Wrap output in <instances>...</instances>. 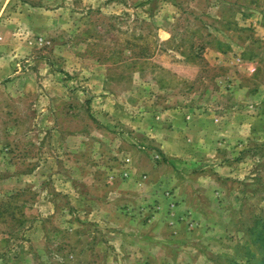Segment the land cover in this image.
<instances>
[{
    "label": "rangeland",
    "instance_id": "rangeland-1",
    "mask_svg": "<svg viewBox=\"0 0 264 264\" xmlns=\"http://www.w3.org/2000/svg\"><path fill=\"white\" fill-rule=\"evenodd\" d=\"M111 163L196 165L170 243ZM0 264H264V0H0Z\"/></svg>",
    "mask_w": 264,
    "mask_h": 264
},
{
    "label": "crops",
    "instance_id": "crops-1",
    "mask_svg": "<svg viewBox=\"0 0 264 264\" xmlns=\"http://www.w3.org/2000/svg\"><path fill=\"white\" fill-rule=\"evenodd\" d=\"M172 115L178 119L179 125L183 130L184 124L180 118V114ZM163 152L164 154H167V156H173V154L167 151V149H164ZM100 168L104 173V177L100 181L103 183L104 187L110 188V181L107 180V177H109L111 174L112 177L115 176L116 180H121L115 184L116 187L113 192H108V198L106 200H101L102 204H104V209L114 207L119 212L118 215L120 218L124 217L122 220H126L125 223L122 222L120 227L117 226V228L120 230L117 232V234H120L119 239L128 244H140L145 247L146 250L153 251L157 248V246H164V244L167 245L170 243L168 238H160V230L165 226L167 227V223L171 222V229L179 227L178 219L182 218L183 214L186 213L184 212L183 205H186L187 200L185 195H179L181 192H179L178 189L184 184H187L186 182H190L191 189L194 188L192 189L193 191H202L200 187L201 180L187 181L185 179L187 177L185 176V172L188 170L194 173V170L190 168H196V165H177L176 167L171 165L164 166L160 170H157V179H155L151 169L141 165H126L125 168H123L119 164L111 163L104 164ZM125 172H128V174L126 173V177L124 176ZM107 173H110V175ZM167 173H171L170 177L166 175ZM171 177L173 179H171ZM127 184L129 185L128 189H130V191H125V189H127L125 188ZM112 185L113 184H111V186ZM155 188L157 191L162 188H168L171 191L172 189H175V192L173 195L167 194V197H165L164 193L155 191ZM171 202H173L175 208L174 212L169 214L171 212L165 210L168 205L171 204ZM153 204H157L156 206H158V208L156 206L155 208ZM126 206H130L133 210L137 209L138 211H132L130 215H127L124 212V208ZM142 206L145 207L141 209ZM154 208L155 210H153ZM103 210L101 213L106 216V212ZM179 215L181 217H178ZM131 228L134 229V232H132ZM132 236H136L137 239H134ZM171 238H173V236ZM186 242L187 241L185 240L181 243L184 245ZM170 250H172V248Z\"/></svg>",
    "mask_w": 264,
    "mask_h": 264
}]
</instances>
